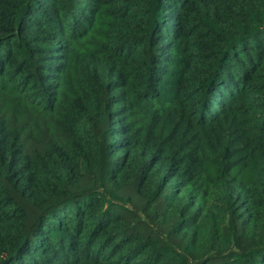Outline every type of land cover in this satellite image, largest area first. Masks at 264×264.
<instances>
[{
    "label": "trees",
    "instance_id": "1",
    "mask_svg": "<svg viewBox=\"0 0 264 264\" xmlns=\"http://www.w3.org/2000/svg\"><path fill=\"white\" fill-rule=\"evenodd\" d=\"M0 264H264V0H0Z\"/></svg>",
    "mask_w": 264,
    "mask_h": 264
}]
</instances>
